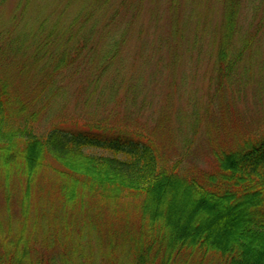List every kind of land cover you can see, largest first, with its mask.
<instances>
[{
  "label": "trees",
  "instance_id": "1",
  "mask_svg": "<svg viewBox=\"0 0 264 264\" xmlns=\"http://www.w3.org/2000/svg\"><path fill=\"white\" fill-rule=\"evenodd\" d=\"M237 5L225 0L214 42L217 90L252 39L235 57ZM48 21L27 42L0 32V61L29 43L18 73L42 74L19 87L0 72V264H264V125L205 122L208 167L134 125L63 117L42 129L55 74L79 67L92 37L86 19Z\"/></svg>",
  "mask_w": 264,
  "mask_h": 264
},
{
  "label": "rangeland",
  "instance_id": "2",
  "mask_svg": "<svg viewBox=\"0 0 264 264\" xmlns=\"http://www.w3.org/2000/svg\"><path fill=\"white\" fill-rule=\"evenodd\" d=\"M104 1L0 0V32L19 35L25 42L45 18L50 27L86 19L92 29L79 67L55 74L54 102L40 122L42 129L63 117H75L77 122L66 125L79 127L92 119L125 129L134 125L184 163L208 167L205 122L228 115V122H243L248 129L264 125V0H237L231 47L235 57L243 41L252 39L220 90L213 70L214 42L217 45L225 0ZM28 45L16 48L12 60L0 61V72L19 87L42 77H35L33 64L32 71L18 73L23 57L29 69L33 46ZM106 52L109 56L103 59ZM206 110L217 119L207 118ZM124 119L127 122H120Z\"/></svg>",
  "mask_w": 264,
  "mask_h": 264
}]
</instances>
